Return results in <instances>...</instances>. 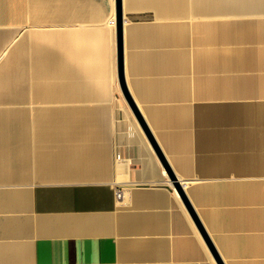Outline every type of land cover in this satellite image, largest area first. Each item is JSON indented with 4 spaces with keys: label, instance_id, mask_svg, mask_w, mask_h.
I'll return each mask as SVG.
<instances>
[{
    "label": "crops",
    "instance_id": "1",
    "mask_svg": "<svg viewBox=\"0 0 264 264\" xmlns=\"http://www.w3.org/2000/svg\"><path fill=\"white\" fill-rule=\"evenodd\" d=\"M116 12L0 0V264H220L124 94ZM123 14L128 90L222 263L264 264V0Z\"/></svg>",
    "mask_w": 264,
    "mask_h": 264
},
{
    "label": "water",
    "instance_id": "2",
    "mask_svg": "<svg viewBox=\"0 0 264 264\" xmlns=\"http://www.w3.org/2000/svg\"><path fill=\"white\" fill-rule=\"evenodd\" d=\"M116 14H117V30H118L117 46H118L119 78H120V82H121V86H122V89L124 91V94L126 95V98L128 100V103H129L131 109L134 110L141 126H143L148 138L153 143L159 157L162 159V161L165 165V168L167 169L168 173H170L171 179L174 181L175 187L179 190L185 204L188 206V208H189L190 212L192 213L195 221H197V224L200 227L203 236L206 238L211 251L216 255L220 264H223L219 253L216 252V250L213 246L211 238L208 236L207 232L205 231L201 221L198 220L196 212H195L193 206L190 204L189 199H188L184 189H182V187L180 186V183L178 182V179H177L175 173L172 172L171 168L167 164V161H165V157H163L162 152L160 151V148L158 146V143L155 141V138L153 137V134H152L150 128L146 125V122L144 120V117H143L141 111L138 109V106H137L133 96L130 94V92L128 90V85H127L126 78H125V62H124V46H123V38H124L123 0H122V2H121V0H117V12H116Z\"/></svg>",
    "mask_w": 264,
    "mask_h": 264
},
{
    "label": "built area",
    "instance_id": "3",
    "mask_svg": "<svg viewBox=\"0 0 264 264\" xmlns=\"http://www.w3.org/2000/svg\"><path fill=\"white\" fill-rule=\"evenodd\" d=\"M114 23H116V20L115 19L112 21V24H114ZM123 196H124V191L122 189H118V191H117V198L118 199H122Z\"/></svg>",
    "mask_w": 264,
    "mask_h": 264
},
{
    "label": "snow or ice",
    "instance_id": "4",
    "mask_svg": "<svg viewBox=\"0 0 264 264\" xmlns=\"http://www.w3.org/2000/svg\"><path fill=\"white\" fill-rule=\"evenodd\" d=\"M114 2H117V0H114ZM121 2H122V0H121Z\"/></svg>",
    "mask_w": 264,
    "mask_h": 264
}]
</instances>
